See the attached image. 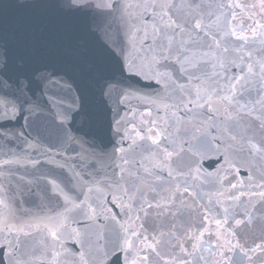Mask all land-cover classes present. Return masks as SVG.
<instances>
[{"label":"water","instance_id":"water-1","mask_svg":"<svg viewBox=\"0 0 264 264\" xmlns=\"http://www.w3.org/2000/svg\"><path fill=\"white\" fill-rule=\"evenodd\" d=\"M62 2L0 0V18L82 31ZM118 2L139 6L140 79L102 131L90 59L41 47L4 69L67 73L85 110L0 129V264H264V0Z\"/></svg>","mask_w":264,"mask_h":264},{"label":"snow or ice","instance_id":"snow-or-ice-1","mask_svg":"<svg viewBox=\"0 0 264 264\" xmlns=\"http://www.w3.org/2000/svg\"><path fill=\"white\" fill-rule=\"evenodd\" d=\"M137 7L131 2L121 6L118 0H63L61 12L89 17L82 31L70 28L65 19L51 21L33 16L9 26L0 18V129H6L13 120L24 119L25 113L31 118L45 111L54 112L62 127L61 114L66 116L69 109L75 108L74 122L76 115L85 110L80 88L65 72L36 68L31 74H5L4 69L17 56L34 62L33 53L45 47L92 61L95 91L87 108L88 121L102 131L110 113L127 107L128 94L135 91L129 81L140 79L137 68L143 53L142 37L129 27Z\"/></svg>","mask_w":264,"mask_h":264}]
</instances>
